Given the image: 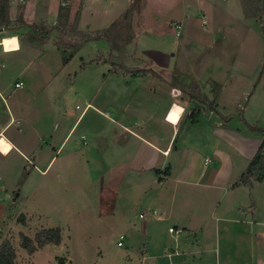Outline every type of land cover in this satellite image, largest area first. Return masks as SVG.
Returning <instances> with one entry per match:
<instances>
[{
	"label": "rangeland",
	"instance_id": "374dc122",
	"mask_svg": "<svg viewBox=\"0 0 264 264\" xmlns=\"http://www.w3.org/2000/svg\"><path fill=\"white\" fill-rule=\"evenodd\" d=\"M73 1L60 7L62 13L55 22L35 23L50 30L49 41H31L28 29H18L20 21L5 26L0 22V30H5L0 33V93L6 101L0 97V126L9 120L7 108L21 117L6 135L22 149L11 153L12 145L0 135V245L11 242L17 264H170L167 255L175 249L181 252V257L174 258L178 264H206L202 252L208 249L210 264H264V233L260 234L264 232V182H255L252 191L260 226H255L251 212L247 219L233 212V204L249 207L247 186L227 194V187L247 168L244 155L256 151L264 139V132H250L246 124L264 130V0H239L240 6L223 16L218 11L226 12L237 0H134L130 6L139 9L140 23L134 28L139 26L140 40L134 38L126 54L111 53L116 67L98 62L109 57L108 52L102 55L109 46L115 50L129 45L126 36L134 35L133 21L132 31L120 28L111 43L86 44L63 65L56 41L72 37L69 26L85 0ZM50 2L57 6L56 0ZM176 24L181 26L180 35ZM17 34L36 49L4 53L19 50L16 39L10 37ZM140 47L156 55L175 56L167 86L157 87L165 82L163 71L151 75L152 84L118 69L117 58L124 68L149 65L137 55ZM99 49L102 53L97 56ZM82 57L87 62L96 60L82 68ZM20 82L22 86L16 88ZM173 82L179 87L184 83L187 91L173 89ZM150 85L156 90L152 95ZM171 95L184 108L173 105L167 113L170 123H179L184 115L181 126H189V113L195 107L208 112L215 103L226 114L223 120L232 119L225 132L233 142L218 145L205 135L209 118L200 115L204 146L199 143L182 161L169 159L176 175L184 172L183 180L196 157L214 163L210 144L220 146L224 154L213 186L207 181L212 177V163L201 185L177 184L174 176L158 186V180L169 177L166 168L149 173L152 182L137 175L149 149L125 133L124 126L137 128L142 123L148 132H155L161 106L170 105ZM74 125L73 135L60 148ZM219 201H223L221 210L215 209ZM216 210L220 213L214 214ZM143 212L150 215L140 219ZM176 225L184 230L177 242L169 233ZM49 229L60 230V244L28 254L21 236L35 240L39 232Z\"/></svg>",
	"mask_w": 264,
	"mask_h": 264
},
{
	"label": "crops",
	"instance_id": "0c3cea01",
	"mask_svg": "<svg viewBox=\"0 0 264 264\" xmlns=\"http://www.w3.org/2000/svg\"><path fill=\"white\" fill-rule=\"evenodd\" d=\"M224 1H227V0H224ZM237 1L238 2L235 5L229 4V6L226 7V12L218 11V13L221 16H223L225 13H227V15H228L230 10L235 9L236 6L237 7L240 6V1L239 0H237ZM7 2H8L7 13H6L5 17H3L2 13L0 12V22L2 24H4V26H5L8 23H10V21H20V18H22L24 20L25 24L30 26V27H22V23H21L20 26H17L18 29L19 28H26V29L30 30V28L32 26H34V27H37L39 29V31H44L47 28L40 27L36 24L40 21H46V20L53 23L57 20V17H60V15L62 13V10L60 8L61 7L60 0H56V4H57L56 7H54L51 4L50 0H30L27 4H23V5L13 3L11 0H7ZM68 2H69L68 3V6H69L72 4V2L74 4L75 1L68 0ZM4 3H5L4 0H0V11H1ZM130 3H133V5H134L136 2L134 0H85L83 3L82 9H81L79 29L80 30H89V31H103V30H108L109 28H111V26L113 24L116 23L117 27L114 30V32H115L120 28H124V26H123V24H121V22H124V23L130 22L132 24V21H133V28H134V24L140 23V21H138L140 18V15L138 14L139 9L137 11L135 6H134L135 8L130 6ZM16 13H17L16 18H13V14H16ZM75 16L76 15H74L73 20H74ZM141 20H144V16H143V19H141ZM118 21H119V23H118ZM126 28H129V27L126 26ZM55 30H57V28ZM128 30L132 31V25H131V29H128ZM4 31H5L4 29H1L0 33H4ZM28 32H27V34H28ZM114 32L112 33V36H113ZM119 32H122V31L120 30V31H118V33ZM134 35L133 36L132 35L126 36V37H128V41L126 44H129L132 40H134V38L136 39V41L140 40L141 35L139 34V26L138 25L134 28ZM13 36L18 38V39L20 37L18 34L12 35L10 37H13ZM93 42L97 43L99 41H93ZM93 42H90L88 44H91ZM15 43L17 44V40ZM131 46H132L131 44L126 45V46H122V47L118 46V47H116V49L114 48L115 50H111V47L109 46L108 49H106L107 50L106 52L102 53V51H101L100 53H102V55H106L109 53L110 57H111V53H114V52H119V53L122 52V53L126 54V52H127L126 49L128 47H131ZM25 48L36 49V47H34V45H32L31 43H28V42L25 43V42L20 41V39H19V50L13 51V52H4V53H7V54L8 53H19V52H22L23 49H25ZM104 49H105V47H104ZM99 51H100V49L97 51V53ZM100 53H98L97 56L100 55ZM136 53L138 56H140V55L142 56V61L144 60L145 62H149V65H147L146 67L145 66L143 67V65L145 63L144 64L141 63V65H137V66L135 64L131 69L129 66H126L127 68L124 69L121 67V65L119 63L120 67H118V69H123L124 71L128 70V72L130 74H132L133 76H139L140 75V78L141 77L145 78V79H141L142 82H145L144 80H148V82L151 81L152 84H153V80H152L153 78L151 75H155V74L157 75L158 71H163V72H165L163 77H166V78H164L165 82H163V83L160 82V84L157 87L159 88V86L161 87L163 85L167 86V83L169 82L167 80H168V78L170 79L172 77L171 73L174 70L172 61H174L175 56L172 55L170 57V55L168 53H164V52L162 54L156 55L152 52H149V50L142 49L141 47L136 48ZM108 58H105V60L103 59V62L100 61V62H98V64L99 63L106 64V65L110 64L111 67H116L118 65L117 63H115V66L112 65L110 62L107 61ZM81 60L83 62L82 68H84L87 64H90L91 62L96 60V58H94V59L92 58L90 62L84 61L83 57L81 58ZM163 61H165V62L163 63ZM123 65H125V64L123 63ZM134 67H137V68H134ZM111 70H115V69L111 68ZM143 71L145 73H140ZM260 81L262 83V80H260ZM260 81H258L256 83V86H259V89L261 88V84L259 83ZM177 84H178L177 82H173L172 88L173 89L174 88H181V86L184 85V83H183L179 87ZM146 85H147V82H146ZM259 89H258V91H259ZM180 90H182V89H180ZM145 91H147V90H145ZM148 91L150 92L149 94H151V95L156 92V90L152 89L151 85H150ZM258 91H257L256 95H254L250 99V103L255 98V96L258 95ZM252 94H251V96H252ZM0 97L6 103V101L3 98L1 93H0ZM171 97H172V95H171ZM172 99L173 100L171 101L170 105L161 106L162 110L159 112V114L161 115V117H160L161 120L159 122L158 130L154 129L155 132H153V133L148 132L147 128H146L147 125L145 126L142 123L137 124L136 125L137 128H134L133 126L127 127V126L123 125L125 133L143 141V143H146V145L148 146V149H149L148 150L149 157L147 159H145L147 161V163L145 165V160L141 163L142 167L139 166L137 168V175L139 177L144 176L145 178L147 176L149 181L152 182L153 179H151L149 177V173H151L152 171L153 172L158 171V173H162L163 168L164 169L166 168L169 170L168 171L169 177L158 180V183H157L158 186H163V185L167 184L172 178H174V176H175V181L177 184H179V182H181V181H185L186 183H189L192 185H201V183L207 177L206 172L209 169H211V168H207V167H209V164L212 163L213 161L209 160L208 158H206L205 160H199L198 161L197 157L196 158L194 157L195 158L194 162H193V164L190 165L189 171L185 174L184 179L180 180V178L182 176H184V172L182 175H178L179 173L176 175V171L173 168L172 163H170V160L171 159L177 160L179 157V159H181V161H182L183 155L189 153L192 149L197 150L199 148L198 147L199 143H200V146H202V147L204 146L203 140H205L206 136L204 138H201L204 135L202 133L204 129H202L201 125H200L201 124L200 119H199L200 115L204 114V117H207V119L209 118L208 123L210 124L209 125L210 128L204 130L206 132L205 135H207V137L209 139L212 138L213 140H215L218 143V145L233 142V140L231 141L232 137H229L230 139H228V140L226 139L227 135L225 132V131H227L226 127L228 126V124L231 122L232 119L229 121H227V119H226V121L223 120L222 117H226L225 116L226 114H222L224 112L220 109V106H217V104L215 103L213 105L216 107L217 112L212 111L211 108L208 109V112H205V111H202V109H200L199 107H195L189 113V118H190V122H191V124L189 126H186V125L181 126L182 119H183L184 115L181 117V120L179 123L173 124V123H170L169 121H167L168 111L173 107L174 104H179L181 107H183V105L181 102L179 103V100H177L178 99L177 97L176 98L172 97ZM190 99L194 100L195 98L191 97ZM206 102H207V100H205L204 103H206ZM218 103H219V99H218ZM250 103H249V105H250ZM249 105L246 108V112L249 108ZM6 108H7V106H6ZM7 111L9 114V120L5 124L1 123L0 135L4 136L8 140V142L12 145L11 153L13 151H15L16 149L21 151L22 149L20 148V146H18L19 144H17L16 141L14 139H12L10 136L6 135L8 129L11 126H13L15 123L20 122L17 120V117H19V116L15 115V113L10 112V110L8 108H7ZM245 115H246V113H245ZM245 118H246V116H245ZM19 119L21 120V117H19ZM246 124L248 126H250L247 122H246ZM164 125L166 126L165 129L161 130L163 128L162 126H164ZM74 128H75V125L69 130L66 137L62 140L60 148H62V146L73 135L72 132H73ZM249 131L254 132L251 129ZM233 139H235V138L233 137ZM262 142H261V144H262ZM218 145L210 144V149L214 153V156H215V158L213 160H214V163H216V164L212 163L213 164V168L211 169L212 170V177L207 180L208 183H210L208 185H211V186L214 185L212 179L214 177H215V179L216 178L218 179V174L220 172L219 168L222 165L221 159H222L223 154H224V149ZM260 145H259V147H260ZM16 146H18V147H16ZM259 147L256 151L253 150L252 152L250 151L249 153L244 155L245 160H246L245 162H247V164H248L247 168L249 167L251 161L253 160L256 153L258 152ZM237 151H238V153H239V151L241 152L240 149H238ZM2 155L6 156V154H2ZM52 162H53V158L51 159L48 167L52 164ZM178 163H180V166H181V162H178ZM247 168L242 172V174L247 170ZM173 171H175V172L173 173ZM242 174H240L238 176L237 180L232 185L227 187V194H229V193L235 194L237 189H239L240 187L247 186V188H249V192L251 190V192L249 194L251 202H250V205L248 207L250 209L247 208L248 210L247 209L245 210V207H247V206H243L240 204H233V212L237 211L236 214H241L242 216H245L246 219L248 217V213L251 212L252 215H254L253 218H254V221L256 222V223H254L255 226H257V225L260 226L261 223L257 222V220L255 219V218H257V216H255V214H254L255 213L254 210L257 209V201L255 198V194L252 192L253 190L255 191V188H254L255 182L252 185H245V184H241V183L239 185H235L238 182V180ZM261 183H263V182H261ZM159 188L160 187H158L157 190H160ZM237 193H238V191H237ZM216 207H217V210H221V208L223 207V201H219L218 204L215 206V209H216ZM217 210L214 212V214L220 213V212L216 213ZM154 212H156V211H154ZM216 220H218V218H216ZM243 220H244V217H242V221ZM252 222L253 221H251L250 223L252 224ZM245 223L247 224L248 222L246 221ZM174 227L176 228V227H180V226L176 225ZM180 228H183V227H180ZM183 232H184V230H183ZM183 232L181 231V234H183ZM263 233L264 232H261L260 234H263ZM181 234H180V236H181ZM194 236L197 237L198 234H195ZM210 252L211 251L209 249L207 252H202V256L204 258L203 260L206 261V264H210V262H208V258H209L208 253H210ZM251 262H252V260H251Z\"/></svg>",
	"mask_w": 264,
	"mask_h": 264
},
{
	"label": "trees",
	"instance_id": "16d2710c",
	"mask_svg": "<svg viewBox=\"0 0 264 264\" xmlns=\"http://www.w3.org/2000/svg\"><path fill=\"white\" fill-rule=\"evenodd\" d=\"M4 2L5 3L0 11L3 17H5L8 10L7 0H4ZM81 9H82V4L74 18V21L69 26L70 30L68 34H71L72 37L68 38V40L60 38V40L56 41V46L58 50L62 52V56H63L62 62L64 66L69 64L70 61L79 53V51L86 44L90 42L99 41V40H108L109 43H111L112 33L117 27V24L115 23L108 30H103V31L80 30L79 22H80ZM20 21L22 23V27H30L27 24H25L22 18H20ZM123 26L124 28L128 26L129 27L128 29H131L130 22L126 23ZM42 32H45L44 37L41 36ZM29 34L31 35V41H37V42L49 41L50 30L46 29L44 31H39L37 27L32 26L28 32V35ZM112 59L113 57L109 56L107 61L115 66V62H113L114 60ZM117 61L120 62L122 68L125 67L121 59L117 58ZM125 71L128 72V70ZM140 73H145V72L143 71ZM181 88L183 89V91H187L186 85L185 86L182 85ZM210 108L212 111L217 112L216 107L214 105H211ZM249 128L253 131L256 130L259 132H264L263 129L253 128L250 126ZM254 182H264V140L260 145L259 150L256 153L255 157L251 161L249 167L241 175V177L239 178L238 182L235 185H239L240 183L245 185H252ZM21 239H22V247L27 251L28 254H34L38 248H43L48 244L58 245L61 242L59 229L43 230L42 232H39L36 235L35 240L31 239L26 235H22ZM16 257H17L16 252L10 241L7 240L0 245V264H17Z\"/></svg>",
	"mask_w": 264,
	"mask_h": 264
},
{
	"label": "built area",
	"instance_id": "2783aa9c",
	"mask_svg": "<svg viewBox=\"0 0 264 264\" xmlns=\"http://www.w3.org/2000/svg\"><path fill=\"white\" fill-rule=\"evenodd\" d=\"M11 1L13 3L22 4L23 5V4H27L30 0H11ZM68 3H69L68 0H60V4H61L62 7H67ZM175 28L177 29V35H180L179 29L181 28V26L179 24H176ZM11 38L17 40L18 48H19V39L14 37V36L11 37ZM2 41H1V43H2ZM1 43H0V46H1ZM2 48H3V50H5L3 45H2ZM0 65H1V62H0ZM15 86H16V88H19V87L22 86V83H17ZM0 180H1V178H0ZM147 214L150 215L147 212L146 213H144V212L141 213L139 215L140 219H144L147 216ZM155 215H156V212H153V216H155ZM169 233L175 235V242H177L178 237L181 234V230L180 229H176L175 227H170L169 228ZM121 239L123 240V238H121ZM119 245H121V243H119ZM167 256L170 259V262H171L170 264H178V263H176L174 261V258L175 257H181V252H179L177 249H175L173 253H169Z\"/></svg>",
	"mask_w": 264,
	"mask_h": 264
},
{
	"label": "water",
	"instance_id": "95a60500",
	"mask_svg": "<svg viewBox=\"0 0 264 264\" xmlns=\"http://www.w3.org/2000/svg\"><path fill=\"white\" fill-rule=\"evenodd\" d=\"M18 197H19V194H16L14 201H16Z\"/></svg>",
	"mask_w": 264,
	"mask_h": 264
}]
</instances>
